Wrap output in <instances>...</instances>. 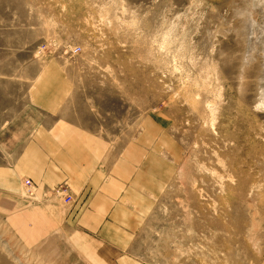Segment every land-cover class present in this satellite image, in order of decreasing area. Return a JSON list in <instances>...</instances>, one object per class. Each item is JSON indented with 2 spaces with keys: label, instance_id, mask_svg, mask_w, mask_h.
Returning <instances> with one entry per match:
<instances>
[{
  "label": "rangeland",
  "instance_id": "1",
  "mask_svg": "<svg viewBox=\"0 0 264 264\" xmlns=\"http://www.w3.org/2000/svg\"><path fill=\"white\" fill-rule=\"evenodd\" d=\"M51 56L85 94L93 121H119L120 141L148 116L167 118L175 165L146 220L150 257L256 264L264 0H0V83L20 87L32 78L25 68ZM9 204L0 191V264H87L62 235L30 241Z\"/></svg>",
  "mask_w": 264,
  "mask_h": 264
},
{
  "label": "crops",
  "instance_id": "2",
  "mask_svg": "<svg viewBox=\"0 0 264 264\" xmlns=\"http://www.w3.org/2000/svg\"><path fill=\"white\" fill-rule=\"evenodd\" d=\"M30 69L20 87L0 83V191L12 215L30 241L62 235L87 264H158L145 224L174 170L167 118L148 116L120 141L119 121H93L58 57ZM57 186L73 199L53 194ZM256 264H264V250Z\"/></svg>",
  "mask_w": 264,
  "mask_h": 264
},
{
  "label": "built area",
  "instance_id": "3",
  "mask_svg": "<svg viewBox=\"0 0 264 264\" xmlns=\"http://www.w3.org/2000/svg\"><path fill=\"white\" fill-rule=\"evenodd\" d=\"M79 48H75L74 51L77 52ZM25 186H26V192L29 195H32L36 191V187L33 184V182L30 179L25 180ZM66 188L63 186H57L52 190V193L57 195V196H64V199L66 201H71L73 199V196L70 194H65Z\"/></svg>",
  "mask_w": 264,
  "mask_h": 264
}]
</instances>
